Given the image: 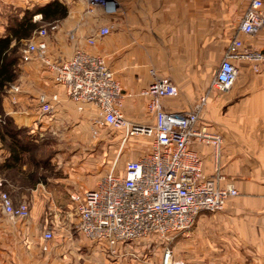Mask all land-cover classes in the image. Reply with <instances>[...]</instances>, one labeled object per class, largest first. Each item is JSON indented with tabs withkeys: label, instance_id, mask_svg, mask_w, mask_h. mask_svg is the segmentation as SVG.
<instances>
[{
	"label": "crops",
	"instance_id": "0c3cea01",
	"mask_svg": "<svg viewBox=\"0 0 264 264\" xmlns=\"http://www.w3.org/2000/svg\"><path fill=\"white\" fill-rule=\"evenodd\" d=\"M115 1L118 11L108 16L102 9L90 12L85 0H0V39L8 36V28L26 11L34 13L32 22L39 24L31 37L11 39V48L20 46V76L0 101V190L14 205L32 207L23 224L0 214V264H116L115 259L127 260L125 251L133 244L110 249L78 232L77 203L72 197L97 189L113 169L97 168L92 155L98 147L110 146L114 151L116 141L95 139L99 115L93 105L86 104L79 112L40 60L23 62L22 51L29 43L45 42L54 61L69 60L77 50L103 57L125 94V118L150 126L155 116L142 91L155 78L170 79L179 91L177 97L162 100L163 109L184 114L192 112L209 91L236 36L245 49L264 51V30L253 37L238 33L251 0ZM53 2L62 4L67 16L44 21L39 9ZM51 24L57 30L39 38L36 32ZM104 27L110 34L102 37L99 32ZM235 64L239 71L235 85L225 94L210 92L200 121V127L222 137L221 149L200 143L190 148L201 158L206 178H223L222 187L233 183L239 196L229 199L222 211L202 213L189 232L171 242L172 264H264V64L258 72L252 62ZM42 95L59 98L50 115L41 113ZM4 116L16 128L25 129L32 141L45 142L54 136L59 143L52 160L56 174L47 184L30 186L23 175L34 167L27 160L21 166L12 161V139L3 127ZM132 140L137 143L117 145L119 151L131 146L123 155L127 162L152 152L151 139ZM47 206L49 211L44 209ZM48 230L53 233L50 241L44 238Z\"/></svg>",
	"mask_w": 264,
	"mask_h": 264
},
{
	"label": "built area",
	"instance_id": "2783aa9c",
	"mask_svg": "<svg viewBox=\"0 0 264 264\" xmlns=\"http://www.w3.org/2000/svg\"><path fill=\"white\" fill-rule=\"evenodd\" d=\"M85 1L90 12L102 9L106 15L114 16L118 11L115 0ZM55 30L57 25L51 24L36 34L44 38ZM263 30L264 0H251L238 33L253 37ZM99 33L105 37L110 29L104 27ZM89 44L94 45L95 41L90 39ZM33 59L40 60L54 73L56 83L65 88L79 112L86 104L93 105L98 110V123L122 130L124 142L136 137L153 141L152 152L137 161L127 162L122 174L113 167L97 189L82 197H72L77 203L78 232L89 241L105 244L110 249L159 237L166 244L162 264H172L171 242L179 234L189 232L202 213L222 211L229 199L239 196L233 183L222 187L223 178L204 176L202 160L190 146L200 143L216 151L221 149L222 137L200 127L210 92L225 94L233 88L239 75L236 62H252L258 72L259 66L264 64V51L245 49L243 41L236 36L227 47L209 91L192 112L184 114L163 109L162 100L177 97L179 91L170 79L155 78L142 91V96L149 99V112L155 116L152 126L134 124L125 118L122 112L125 94L103 57L77 50L69 60L54 61L48 56L47 44L40 42L29 43L22 51L23 62ZM58 100L57 95L40 96L41 113L52 114ZM97 133L95 130L94 134ZM0 210L17 220L31 216L29 205L15 206L6 193H0ZM44 238L52 240L53 233L47 231Z\"/></svg>",
	"mask_w": 264,
	"mask_h": 264
},
{
	"label": "trees",
	"instance_id": "16d2710c",
	"mask_svg": "<svg viewBox=\"0 0 264 264\" xmlns=\"http://www.w3.org/2000/svg\"><path fill=\"white\" fill-rule=\"evenodd\" d=\"M39 12L43 15L44 21L50 22L67 16V9L59 2H53L39 9ZM33 16L34 13L26 11L22 19H15L13 25L8 28V36L0 39V101L6 89L20 76L17 70L20 60V46L11 48V39L20 40L31 37L32 33L39 28V24L32 22ZM2 124L6 134L12 139L10 148L12 149V161L15 164H20V166L28 161V164L34 167L33 172L23 175L28 184L30 186H36L38 183L45 184L53 178L56 174V166L52 162L55 154L48 149L49 143L35 139L32 141L27 136V131L16 128L9 117L4 116Z\"/></svg>",
	"mask_w": 264,
	"mask_h": 264
},
{
	"label": "rangeland",
	"instance_id": "374dc122",
	"mask_svg": "<svg viewBox=\"0 0 264 264\" xmlns=\"http://www.w3.org/2000/svg\"><path fill=\"white\" fill-rule=\"evenodd\" d=\"M98 129H99V135L95 139H99V137L100 139L101 138L106 139V137H109L110 139L111 138L115 139L116 144H115L114 151L110 149V146L107 148L105 147L104 149H102L101 147H98V150L95 151V155H92V157L95 158L96 160L94 161L96 162L95 165L97 168H100V169L107 167L108 172L114 167L115 170L118 173H120L125 167V164L127 163V160L123 157L124 152L130 151L132 148L131 146H129V144H126L123 150L119 151L117 145L122 144L124 142L123 141L124 134L122 130L112 129L110 127L103 125L102 123H98ZM142 138L143 137H136L132 139L139 140ZM132 139H129L128 141L137 143V141H134ZM46 142L51 143V145H48V149L52 151L54 154H56V150L58 149L59 143L55 141L54 136H49V140H46ZM43 175L45 176L46 174H43ZM0 193H6V192L4 190H0ZM70 197L71 195H69V198ZM15 206H18V205H15ZM29 207L30 209L32 208L31 206ZM44 209L49 211L48 206L45 207ZM0 214H3L1 210H0ZM28 220L29 219L20 220V224L27 223ZM51 220L53 221V217L51 218ZM48 231L52 232L51 230H48ZM153 238H155L153 239L154 242L153 240H147L146 242H142V243H139V242H135L133 244L131 243L132 245L130 246V248L127 251H125V256L127 260H124L118 263L119 259H115L114 263L116 264H161V259L164 254V249L166 247V244L158 237H153ZM117 255L120 256V254H117Z\"/></svg>",
	"mask_w": 264,
	"mask_h": 264
}]
</instances>
